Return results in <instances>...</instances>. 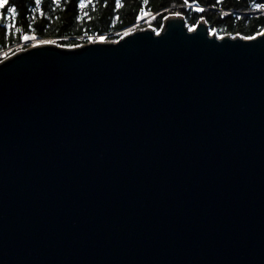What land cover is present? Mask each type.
Listing matches in <instances>:
<instances>
[{"label": "water", "instance_id": "1", "mask_svg": "<svg viewBox=\"0 0 264 264\" xmlns=\"http://www.w3.org/2000/svg\"><path fill=\"white\" fill-rule=\"evenodd\" d=\"M167 17L0 61V264H264V36Z\"/></svg>", "mask_w": 264, "mask_h": 264}, {"label": "trees", "instance_id": "2", "mask_svg": "<svg viewBox=\"0 0 264 264\" xmlns=\"http://www.w3.org/2000/svg\"><path fill=\"white\" fill-rule=\"evenodd\" d=\"M15 2L20 5L19 32L9 35L0 26V51L21 43L25 31L41 39H58L64 45L87 43L85 32L96 37L106 34L111 39H118L145 12L155 14L151 24L156 29L162 28L164 17L180 12L188 25L198 24L205 18L210 29H216L219 35H236L238 32L242 36L256 35L264 30V11L258 12L254 8V3H264V0H188L189 4L199 3L204 12L183 6L184 0H147V3L144 0H121L119 8L116 0H92L85 9L79 8V0H41L39 6L34 0Z\"/></svg>", "mask_w": 264, "mask_h": 264}, {"label": "snow or ice", "instance_id": "3", "mask_svg": "<svg viewBox=\"0 0 264 264\" xmlns=\"http://www.w3.org/2000/svg\"><path fill=\"white\" fill-rule=\"evenodd\" d=\"M35 4L39 6L41 4V0H34ZM92 0H79V8L80 9H85L91 4ZM145 3H147V0H144ZM121 0H116V7L119 8L121 7ZM183 6L194 9L197 12H204L205 9L200 6L199 3H193L189 4L188 0H184ZM20 5L15 2V0H0V26L3 27V29H6L7 34H12L14 31L19 32L18 28V16L19 14V9ZM254 8L259 12V11H264V3H254ZM40 15H43V12L40 13ZM172 15L175 17H182V14L180 12H175ZM227 15V13H225ZM85 16H88V13L85 12ZM183 18V17H182ZM91 19V17H89ZM164 19H168V17H164ZM30 27V25H29ZM188 31L192 33H196V29L199 27L198 24H191L187 25ZM133 29L126 30L123 33V36H128L131 34ZM153 31L156 33L157 36H160V33L162 29H156L153 28ZM119 35V33H118ZM198 35V34H197ZM211 35L216 36L217 31L216 29L211 30ZM85 36L87 37V42L89 44H104L107 42V38L104 37L103 35H100L98 37L88 35L87 32H85ZM236 36H239L241 39L245 41H252L256 42L257 36H264V33L257 32L256 35H244L241 36L240 33H236ZM25 41L28 40H37L35 35H28L27 32L25 31V34L22 37ZM84 37H81L83 39ZM123 38V37H122ZM195 36L189 37V39H194ZM235 38V37H234ZM220 39L223 40L224 37L220 36ZM112 43L119 44L120 41H113ZM264 43V42H262ZM43 44H56L55 40H39L37 41L36 44L33 45V47H39L40 45ZM60 47H67L70 49H82L84 46L82 44H70V45H60ZM5 58H7V53H5Z\"/></svg>", "mask_w": 264, "mask_h": 264}, {"label": "rangeland", "instance_id": "4", "mask_svg": "<svg viewBox=\"0 0 264 264\" xmlns=\"http://www.w3.org/2000/svg\"><path fill=\"white\" fill-rule=\"evenodd\" d=\"M153 17H154L153 14L148 13V12H145V13H143V14L140 16L139 21H138L133 27H131V28H129V29H133V31H135V30H138V29H145V28H148V27H152V28H153V26L151 25V20L153 19ZM145 23H146V25L144 26ZM129 29H126V30H129ZM126 30H125V31H126ZM125 31H124V32H125ZM133 31H132V32H133ZM124 32H123V33H124ZM29 35L31 36V35H35V34H29ZM35 36H36V35H35ZM103 36L107 38V41H116V39H111V38H110L109 36H107V35H103ZM97 37H98V36H97ZM36 38H37V40H28V41L23 40L21 43H18V44H17L15 47H13V48L11 47V48L6 49V50H4V51H0V61H1L2 59L5 58V53H7V57H8L9 55H11L13 52H15V51H17V50L27 49V48L33 46V45L36 44L37 41H39V40H55V41H56V44H58V45H64V44L60 43L58 39H41V38H38L37 36H36ZM87 43H88V42H87ZM81 44H82V43H81ZM84 44H85V43H84ZM11 49H14V51L12 52Z\"/></svg>", "mask_w": 264, "mask_h": 264}]
</instances>
